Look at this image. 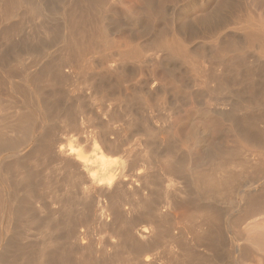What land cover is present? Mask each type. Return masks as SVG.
<instances>
[{
  "label": "bare ground",
  "instance_id": "bare-ground-1",
  "mask_svg": "<svg viewBox=\"0 0 264 264\" xmlns=\"http://www.w3.org/2000/svg\"><path fill=\"white\" fill-rule=\"evenodd\" d=\"M179 1L140 0L139 18L121 13L122 0H0V153L9 151L0 156V264H264V5L260 18L244 0H195L193 17ZM148 16L164 24L152 44L183 97L234 102L222 115L263 150L252 172L235 169L241 159L228 167L243 154L234 148L194 158L170 134L157 148L143 111L154 97L131 83L146 50L129 26L148 36ZM27 27L32 45L14 42ZM127 30L125 43L112 37ZM187 33L211 46L190 45ZM187 72L199 88L186 86ZM156 92L178 110L169 91ZM242 106L256 112L237 117ZM92 224L108 241L80 247ZM33 230L40 239H29Z\"/></svg>",
  "mask_w": 264,
  "mask_h": 264
},
{
  "label": "rangeland",
  "instance_id": "rangeland-1",
  "mask_svg": "<svg viewBox=\"0 0 264 264\" xmlns=\"http://www.w3.org/2000/svg\"><path fill=\"white\" fill-rule=\"evenodd\" d=\"M157 1L159 2L160 0H156V2ZM244 1H245L244 3L247 4L249 7L254 8V10L256 9V12L259 13L260 18L263 17L262 14H260L261 13L260 8H262V6L264 5V0H244ZM122 2H123L122 3L123 5H118L119 7H117V8L125 16L130 15L131 17H133V16L139 17V16L144 15L145 9H144L142 3L140 2V0H122ZM172 5L177 6L178 8L179 7L184 8V7L189 6V5L192 7L194 6L192 8L193 9L192 10L193 17L194 16L196 17L198 14V10H197L198 6L197 7L195 6V0H194V2H193V0H180L179 2H173ZM113 15H114L113 13H110V16H113ZM114 17L116 18L115 15H114ZM114 17H110V19L113 18L115 20ZM121 18H123V17H121ZM114 20H113V22H115ZM111 23H112V21H111ZM163 27H164V24L162 22H155L154 20L150 19L149 16H148V30H150V32H149L150 34L148 33V36H145V37L141 36L139 26H137L135 24H132L131 26H129V29H133L135 32L136 40L142 41L143 44L145 45V50H146L145 56L146 57L144 56L145 57L144 59H146L147 61L146 60L142 61V63L145 62L144 63L145 66L143 68L145 74L144 73H140V74L134 73L133 76L131 77V83L137 87L141 86L142 88H145V90L148 89L147 90L148 95H152L154 97V99L152 97L150 98V100H152V101H150V100H149L150 102L148 101L149 105L146 106L145 108H143V111H144V114L146 115V117H148V122L151 124V126L156 128L159 132L158 135L156 136V140L158 141L157 148L161 149V150L165 149V146L162 142L163 141L162 138L168 136V134H170L173 137V139L176 141L177 148L180 151H182L183 154H186V155H188L190 157H194V158L197 156H204L207 153H211V154L215 153V151L218 149H223V150L229 149V150H231L234 148L235 150H240L243 154L240 155L241 158L239 157L237 161H233V162L230 161L231 163H229L228 167L231 165V167H233V169H234V167H235L234 165H237L238 161L242 160L243 162H239V163H241V166H240V164H238L237 165L238 167L236 166L235 169L237 168L239 170V167H240L239 171H241L242 170L241 167L244 166V167H242L244 169L246 168L245 171L243 169L244 172H246V170L249 172H252V170H254V166H256V164H257V162H255V160H254L255 158H253L252 154L259 153V152H260L259 154H261V152L263 153V150L261 148L258 149L257 146H254L252 143L247 142V140L245 138L243 139V137H241V135L237 131L233 130V126L235 124L234 121L233 120H226L224 118V116L222 115V112L229 109L230 107H232V103H234V102H231V105L226 104V107H225V105H223L219 102L217 97L215 98V97H211V96H204L203 98H201L199 100V102L194 100L193 97H191V96H189L185 99L183 97V93L181 91H179L178 86L175 83L169 81L170 79H169V77H167L166 69L163 68L166 64V60L163 57L164 54H162V52H159V51L157 52V50L154 48V46L152 44L153 43L152 37L154 36L155 33H159L163 29ZM25 29H26V31H24L23 33H20L19 35H15L13 38V41L17 43V42H20L21 40H24L27 38L30 40L29 44L32 45V43L34 42L33 38H34V40H36L37 35L34 34L32 29L30 30V28H28V27ZM188 34L189 33L185 34V36H186L188 42L190 43V45H193L195 47L196 46H204V45H206L208 47L211 46V45H209V42L206 39L199 38L197 40H194V39H191V37ZM129 36H130V32L128 30L124 31V32H120V33L116 31L115 34H112V37L114 38V40H116V42H120V43H125L128 40ZM55 48H52V49H55ZM251 56H253L252 53H251ZM146 62H147V65H146ZM183 71H184V68H183ZM258 78L261 79L260 82L264 80L263 75H261V77H260V75H258ZM196 81H197V83H196ZM167 82H169L168 85H166ZM260 82H259V86H260ZM185 83L187 84L186 86L191 88V89H197V88H199V86H201L200 81L198 82V80H196V78H195V75L191 74L190 72H187ZM261 83L262 84L260 86V89H261V91H264V81ZM171 84H173V85H171ZM233 87H235V86H233ZM161 89H165L166 91L170 92L169 97L172 98L171 100H173V103L174 102L177 104L179 103L178 105H180V106H178L179 108L177 107L178 110L171 112V114H170L169 110H168V106L165 107V105H167V102H163V100L155 99V98H157V96H156L157 92L156 91H159ZM173 90H174V92H173ZM239 90H242V87L233 89V91L235 93H239ZM252 90L250 88H248L246 90L247 92L245 91L246 95L251 94ZM175 93L178 95H176ZM242 93L244 94L243 91H242ZM179 94H181V95H179ZM235 96L238 98V95H235ZM243 96H245V95H243ZM236 97L233 98V100L239 102ZM148 98H149V96H148ZM176 100H177V102H176ZM183 100H184V102H183ZM158 101H160V102H158ZM262 101L264 102L263 99H262ZM216 102H217V104H216ZM219 105H220V107H219ZM97 106L94 105V108H98ZM164 108H167V109L165 110ZM245 109H248L247 112H249V114H250V111H251V113L254 110H255L254 112H256V108L252 109L251 107L245 106V107H243V111L242 110L238 111L236 116L237 117L239 115L242 116L244 113H247L245 111ZM137 110L139 111L140 108H137ZM167 110H168V112H167ZM257 122H258L259 127L264 126V123L262 121L257 120ZM161 129H162V131H161ZM161 134H162V136H161ZM229 134H231V135H229ZM136 137L139 139L138 134L134 135L131 138V144H133L134 141H136V139H137ZM138 139H137V141H138ZM136 143L137 142H135L134 146L133 145L132 146L139 149L140 145H139V147H136L135 146ZM249 143H250L251 147L249 146ZM136 145H138V144H136ZM31 147H32V145L26 146L22 150V152L24 153V152L29 151L31 149ZM249 148H250V150H249ZM258 150H259V152H258ZM7 153H9L8 150L2 149L0 156H4ZM214 156L216 157V155H214ZM218 156H220V155H218ZM243 157H244V159H242ZM258 158L262 159L264 157L261 156ZM221 159L222 158L217 157V158H215L214 161L218 167L223 168L224 166H223ZM262 160H261V162L263 165L262 164L260 165V163H261L260 160H258V162H259L258 164L260 167L262 166V168H263L264 167V159H262ZM234 162H236V163L233 164ZM244 162L247 164H245ZM243 163L247 167L251 164H253L254 166L253 165H252V167L249 166L250 170H248L249 167L247 168ZM219 164H222L223 167L219 166ZM232 164H233V166H232ZM263 170H264V168H263ZM146 192H148V191H146ZM224 193H226V192H224ZM145 195L146 194H141L140 197L146 198L147 196H145ZM224 195H226V194H224ZM222 199H223V197H222ZM220 200H221V198H220ZM226 202H225V198H224V201L221 200V202H220L221 208L223 206V209L225 211H227L228 207H230V205L228 206V204ZM229 210L227 211V213L228 212L229 213L231 212L232 214L234 213L233 212L234 210L232 211V208H230ZM231 213H230V215H232ZM39 214L45 218L44 213H39ZM111 220H110V218H108V222L109 221L111 222ZM92 225H93L92 226L93 228L90 225L81 227L82 230H85L87 232V239H84L82 241L83 245L79 244L80 242L78 243L80 245V247L86 246V244L90 241V239H93L95 241V243L97 245H95L94 242L93 243L96 247L97 246L102 247V243L104 241L106 242V240L109 238L110 235L107 234L108 231L105 230L104 228H102L101 225H99V224H92ZM83 228H86V229H83ZM33 231L34 232H32V235L29 237V239L33 240V241H36L37 238L40 239L41 236L36 234L35 230H33ZM88 237H89V239H88Z\"/></svg>",
  "mask_w": 264,
  "mask_h": 264
}]
</instances>
